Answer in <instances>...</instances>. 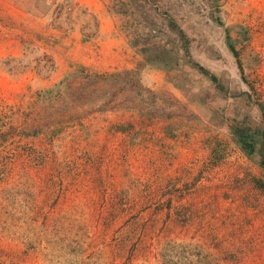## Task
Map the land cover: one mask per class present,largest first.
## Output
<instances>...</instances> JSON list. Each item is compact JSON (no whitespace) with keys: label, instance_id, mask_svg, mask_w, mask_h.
Wrapping results in <instances>:
<instances>
[{"label":"rangeland","instance_id":"1","mask_svg":"<svg viewBox=\"0 0 264 264\" xmlns=\"http://www.w3.org/2000/svg\"><path fill=\"white\" fill-rule=\"evenodd\" d=\"M260 104L264 0H0V264H264Z\"/></svg>","mask_w":264,"mask_h":264},{"label":"trees","instance_id":"2","mask_svg":"<svg viewBox=\"0 0 264 264\" xmlns=\"http://www.w3.org/2000/svg\"><path fill=\"white\" fill-rule=\"evenodd\" d=\"M166 21H167V26L178 32L181 40L183 41L182 43V48L184 49L185 55L188 58V61L190 64H192L193 66L197 67L203 74L209 76V78L216 83V85H218L219 87L221 84L219 83V80L217 78V76L215 74H213L212 72H210L206 67H204L203 65L199 64L198 62L194 61L191 57L190 51H189V47H188V36L186 35V33L184 32V30L180 27V25L177 23V21L168 13L166 15ZM230 48L234 54L235 57H238V51L236 50V48L234 47L233 44H230ZM153 60H156L155 57L153 56H149L148 58H146V61L149 63H152ZM238 65L242 68V65L240 63V61L238 60ZM141 63L137 65L136 69H140ZM135 68H131V69H126L123 71V73L120 72H111V73H103L102 75H104V77H106V80L109 82L110 80H113L116 76L119 75H136L135 72H138ZM91 79V76H89ZM98 77V76H97ZM92 82V81H91ZM68 87H70L69 89H71V85L67 84ZM67 87V88H68ZM223 89V88H222ZM261 110H262V114H263V118H264V105L260 104ZM248 130V129H247ZM247 130L245 128H241V127H233L232 128V133L234 134L236 141L244 148V150L248 153V154H253L256 151V142H252L250 137L248 136ZM262 163L264 165V159L262 160Z\"/></svg>","mask_w":264,"mask_h":264}]
</instances>
